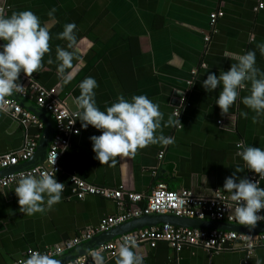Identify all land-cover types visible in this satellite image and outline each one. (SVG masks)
<instances>
[{"label":"crops","instance_id":"obj_1","mask_svg":"<svg viewBox=\"0 0 264 264\" xmlns=\"http://www.w3.org/2000/svg\"><path fill=\"white\" fill-rule=\"evenodd\" d=\"M7 3L5 16L13 11L31 10L49 28V52L42 58L43 66L28 77L47 89H56L71 111L72 99L79 95L77 85L86 76L97 82L94 92L100 110L110 106L118 94L129 99L144 94L159 104L165 119L175 109L181 111L180 128H165L162 122L158 130L174 137L173 144H150L128 156L116 157L115 163L100 164L94 158L89 137L99 135L100 131L92 126L81 129L78 121L80 134L72 139L61 159V182H67L68 174L76 172L100 188L122 186L127 191L148 195L156 184L163 182L173 192L191 191L209 198L217 191L227 196L220 188L237 166L243 169L238 176L249 179L259 176L246 169L236 155L237 143L264 149V116L253 124L254 112L241 102L249 94L250 84L246 82L236 102L221 115L215 104L220 87L207 93L201 81L209 71L216 74L226 71L239 54L249 50L256 51V66L264 71V56L256 49L257 43L264 42V0H8ZM53 7L56 12L50 18L47 12ZM215 11H222L224 16L217 22V33L211 35L210 15ZM69 22L77 26L74 30L77 42L68 50L80 59H73L74 78L64 84L56 71L59 62L55 49L57 45L66 47L67 41L58 39L57 34ZM208 36L211 39L206 43ZM49 58L51 64L47 63ZM194 70L197 75L192 77ZM192 78L193 84L188 88L187 82ZM27 101L29 104H21L24 108L36 106L32 99ZM242 112H247V117L241 116ZM40 121L42 130L30 127L28 132L41 139L45 123ZM24 140L22 127L0 112V156L19 151ZM162 151L164 157L159 160ZM43 164L44 161L39 166ZM15 185L16 182L0 190L5 193L0 195V264H16L28 250L47 252L62 246L89 228H96L102 220L124 213V208L114 201L99 197L79 200L66 190L61 193V202L45 213L24 215L19 211ZM260 187L264 188V180ZM134 251L144 257V264H255L257 258L264 264V246L248 257L239 243L219 254L201 248H185L177 253L164 243L155 249L139 246ZM102 255L105 264H115L116 257Z\"/></svg>","mask_w":264,"mask_h":264},{"label":"clouds","instance_id":"obj_2","mask_svg":"<svg viewBox=\"0 0 264 264\" xmlns=\"http://www.w3.org/2000/svg\"><path fill=\"white\" fill-rule=\"evenodd\" d=\"M56 8L47 12V16L54 18ZM75 22L63 25V30L57 34L58 39L67 41L66 47L56 46L55 56L59 62L56 65L58 76L64 84L69 83L75 73L72 71L73 49L77 42ZM49 28L44 26L40 18L31 10L13 11L10 15H0V99L14 94L24 95L25 86L19 82V75L29 76L38 71L42 65V58L49 52ZM256 49L264 56V42L256 44ZM256 51L249 50L236 57V62L229 68L219 71V74L208 72L201 81L205 92L220 91L215 104L221 115L229 111L237 99L239 91L250 84L249 94L241 102L254 112L252 123L264 116V71L256 66ZM47 63L51 64L49 58ZM83 66L81 62V67ZM79 95L72 99L74 110L71 115L80 122L81 129L92 126L100 131L99 135H91V150L94 158L101 163H115V158L128 156L139 148L159 143L162 146L174 143V137L165 136L163 127L181 125L178 115L172 113L165 119L159 109V104L150 100L144 94L132 95L125 98L118 94L110 106L100 110L95 99L94 89L98 87L94 77L86 76L77 85ZM247 112L241 116L247 117ZM237 156L246 169L264 177V149L251 145L237 143ZM243 169L239 166L232 174L225 177L222 189L227 193V199L233 207V217L240 225L254 228L257 222L264 221V188L256 180L247 176H238ZM55 172V169H54ZM64 184L58 182L52 172H41L39 176L22 174L14 187L19 211L31 216L35 213H45L53 205L61 202ZM5 193H0L4 195ZM251 247V245H249ZM137 243L134 239L126 238L117 248L115 264H144V257L134 250ZM92 264H105V258L100 251H91ZM22 264H58V261L43 252L33 251ZM255 264H262L257 258Z\"/></svg>","mask_w":264,"mask_h":264},{"label":"built area","instance_id":"obj_3","mask_svg":"<svg viewBox=\"0 0 264 264\" xmlns=\"http://www.w3.org/2000/svg\"><path fill=\"white\" fill-rule=\"evenodd\" d=\"M7 1L0 0V15H5L8 11L9 5ZM261 8L263 6H259V9ZM223 16L224 13L222 11H215L210 15L211 35L217 33V22ZM210 39L209 36L206 37V43H209ZM191 75L195 77L197 70H194ZM18 79L25 86V94L15 95L23 100L32 99L36 107L51 115L55 124V133L44 164L5 175L0 178V190L8 188L15 183L22 174L39 176L41 172H52L57 181L61 182L59 180V176L62 174L61 159L70 147L72 139L80 134L78 120L76 121V118L71 115V110L58 97L56 89H47L23 73L19 75ZM193 80L192 78L187 82L188 88L192 86ZM182 105L183 101H180V107ZM0 112L8 115L22 127L25 135L24 145L19 151L0 156V171H4L26 164L33 159L38 148L40 136H33L29 134L28 130L30 127H37L42 130L43 125L36 115L25 109L17 99L9 96L0 99ZM174 113H179V119L180 109H175ZM177 128H180V126H177ZM163 157L164 152L162 151L158 154V159L162 160ZM251 180H256L258 185L261 186L264 177L255 176ZM61 183L64 184L63 191L69 190L79 200H84L86 197H99L111 200L116 202L119 207L124 208V213L119 216L106 218L96 228H89L80 237L67 241L62 246L43 252L50 255L53 259L131 220L153 214H172L178 218L246 227L236 222L232 211L234 205L220 191L207 198L197 196L191 191L173 192L169 190L165 183L159 182L150 194H136L127 191L122 186L117 189L96 187L80 178L76 172L69 173L68 181ZM126 205H130L132 208H127ZM261 214H264V209H261ZM261 224H264V221L257 222L256 225ZM126 238L134 239L137 247L148 246L151 249H155L158 244L164 243L177 253H180L185 248H201L208 253L219 254L230 250L235 244L239 243L246 251L247 256L250 257L257 248L264 246V232L239 233L218 229H191L166 223L129 232L94 250L100 251L109 258H115L119 244ZM33 251L35 250H28L25 257L16 264H22L23 260ZM91 251L66 264H92Z\"/></svg>","mask_w":264,"mask_h":264},{"label":"water","instance_id":"obj_4","mask_svg":"<svg viewBox=\"0 0 264 264\" xmlns=\"http://www.w3.org/2000/svg\"><path fill=\"white\" fill-rule=\"evenodd\" d=\"M9 97L17 99L20 104H23L24 102L26 104H29L27 100L20 99L15 94ZM25 108L28 111H30L32 114L36 115L40 120L44 121L45 123L44 134L39 141L38 148L35 154V158L30 160L26 164H23L16 168H10L4 171H0V178L12 172H17V171H21L27 168L39 166L40 163H42L43 161L45 162L47 158L49 146L51 144V141L55 133L54 120L51 115H49L47 112L39 109L36 106H34L33 109H30L27 106ZM166 223H169V224H172L178 227H188L191 229H218V230L236 231L239 233H263L264 232V224L256 225L254 228H250L247 226L246 227L235 226V225H230V224L220 223V222H206V221H197V220H191V219H186V218H178L172 214H153L150 216H143L141 218L134 219L117 228H114L94 238L91 241L81 244L75 249L69 251L68 253L58 258H55V260L58 261V264H66L69 261L74 260L75 258H78L82 255H85L89 251L94 250L100 247L101 245L112 241L116 237H120L124 234H127L135 230H139L142 228L151 227L155 225H162ZM251 231H257V232H251Z\"/></svg>","mask_w":264,"mask_h":264},{"label":"trees","instance_id":"obj_5","mask_svg":"<svg viewBox=\"0 0 264 264\" xmlns=\"http://www.w3.org/2000/svg\"><path fill=\"white\" fill-rule=\"evenodd\" d=\"M96 237H97V236H96ZM96 237H95V238H96Z\"/></svg>","mask_w":264,"mask_h":264}]
</instances>
